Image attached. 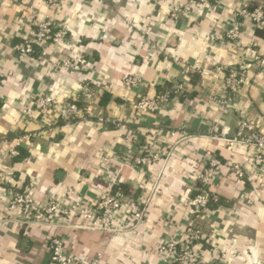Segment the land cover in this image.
I'll list each match as a JSON object with an SVG mask.
<instances>
[{"label":"crops","instance_id":"0c3cea01","mask_svg":"<svg viewBox=\"0 0 264 264\" xmlns=\"http://www.w3.org/2000/svg\"><path fill=\"white\" fill-rule=\"evenodd\" d=\"M186 2L62 0L54 11L46 0H0V264H53L47 250L53 234L88 263L164 264L157 247L194 219L188 200L199 187L196 175L206 154L222 166L209 187L217 203L195 220L203 233L197 255L207 264H264V169L252 166L251 147L229 141L241 120L263 129L257 116L264 112V65L258 67L254 57L264 58V35L237 17L236 44L208 40L225 32L242 5L264 7V0L209 1L171 19L172 5ZM49 18L55 28L66 27L63 41L48 42L19 61L14 45ZM232 67L245 73L235 96L225 88ZM128 75L138 85L124 87ZM85 83L98 93L91 117L59 124V107L79 99ZM180 83L184 92L159 111L134 112L140 96ZM40 94L49 95L54 107L23 118L22 106ZM213 124L228 131L225 138L208 136ZM180 130L187 136L174 144L170 132L175 140ZM145 142L170 154L135 167L131 157ZM12 147L27 154L16 160ZM232 160L246 170L244 178L229 172ZM117 187L147 212L139 225L116 234L88 229L77 217L58 227L31 224L8 208L10 196L25 189L35 204L48 197L92 203Z\"/></svg>","mask_w":264,"mask_h":264},{"label":"built area","instance_id":"2783aa9c","mask_svg":"<svg viewBox=\"0 0 264 264\" xmlns=\"http://www.w3.org/2000/svg\"><path fill=\"white\" fill-rule=\"evenodd\" d=\"M215 0H187L184 5L173 4L170 10V18L175 19L179 14L188 12L191 8ZM62 0H46L47 5L57 11ZM249 21L254 27L264 28V11L262 6L248 8L242 5L236 16L229 22L228 28L222 34H212L208 37L210 43L228 41L236 44L241 33V22L237 19ZM66 34V27L55 28L53 21L45 19L37 23L36 28L29 38L23 39L14 45L17 59L20 61L30 55L33 45L44 47L48 42H61ZM257 66L264 65V58L259 55L254 57ZM75 62L82 68L86 67L80 56L75 57ZM64 65H70V60H65ZM204 71H198L199 74ZM244 71L238 68H230L225 78V88L230 96H235L244 79ZM139 80L134 75H128L123 79L126 88L138 85ZM171 90L175 95L184 92L183 84L174 85ZM97 91L85 83L81 87L79 99L64 102L58 109V121L73 123L78 120H86L91 117V107L97 98ZM170 95L168 91L159 92L152 97L140 96L133 105L136 114H151L159 111L168 103ZM54 100L46 94L38 95L31 104H25L20 109L22 117L29 119L37 115H46L54 107ZM111 124L118 121L106 119ZM257 121L262 124L259 129L251 120H241L237 124L233 135L229 139L232 143L249 146L253 149L251 164L253 167L264 169V112L257 116ZM228 131L219 130L217 125H210L207 134L211 138H225ZM175 131L170 132V139L176 144L187 136L184 130H180V139H173ZM154 143L145 142L131 157V163L135 167H144L150 162L164 160L170 154V149L162 152L155 151ZM11 156L16 157L18 151L9 148ZM221 161L211 154L204 157V166L196 175L199 187L196 193L189 198L188 205L194 217L192 222L180 234L166 239L158 245L157 252L164 264H207L196 253L195 246L203 239V233L196 223V218L208 211L209 204L217 201V197L209 190L211 183L218 177ZM229 172L238 179L244 178L246 170L237 161H229ZM10 210H19L23 219L31 224L58 227L68 224L69 217H77L84 222V226L93 230H105L111 233H120L139 225L147 212V206L141 205L132 195L123 193L119 189H106L99 194L92 203L80 198L60 200L48 197L41 204H35L32 195L27 189L13 193L8 201ZM48 255L53 264H98L88 263L67 249L63 240L58 235H51L48 239Z\"/></svg>","mask_w":264,"mask_h":264},{"label":"trees","instance_id":"16d2710c","mask_svg":"<svg viewBox=\"0 0 264 264\" xmlns=\"http://www.w3.org/2000/svg\"><path fill=\"white\" fill-rule=\"evenodd\" d=\"M263 7V6H262ZM255 8V7H253ZM252 9V8H251ZM263 11H264V7H263ZM256 28V32H259L261 33V35H264V28H258V27H255ZM42 47L39 46V45H33V49H32V52L30 53V55H37L40 53ZM168 91L170 97L174 96L175 93L173 90H171V87H168V88H164L162 90H160L159 92H166ZM176 96V95H175ZM108 100V95L107 94H103L102 97H101V103L104 104L106 101ZM64 122H59V124H63ZM27 153H25L24 151H22L21 149H18V155L16 156V160H20L22 157H24ZM114 189H119L121 190L123 193H126L125 190L122 188V187H117V188H114ZM216 202H212L209 204V207H212V205L216 204Z\"/></svg>","mask_w":264,"mask_h":264}]
</instances>
